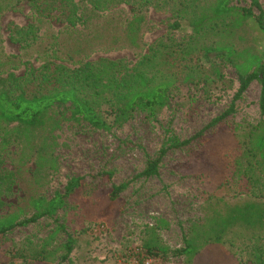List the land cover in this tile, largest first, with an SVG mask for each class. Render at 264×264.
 Returning a JSON list of instances; mask_svg holds the SVG:
<instances>
[{"label":"rangeland","instance_id":"rangeland-1","mask_svg":"<svg viewBox=\"0 0 264 264\" xmlns=\"http://www.w3.org/2000/svg\"><path fill=\"white\" fill-rule=\"evenodd\" d=\"M235 1L241 6H249L248 0ZM63 2L23 0L0 15L3 51L9 55H23L20 66L9 73L12 78L20 80L27 96L52 87L42 84L39 69L46 60L56 64L51 52L46 58L31 50L30 46L25 47L33 37L31 34L26 36L28 27H33L37 39L43 37L46 30L58 31L66 24ZM77 2L73 0V3ZM259 3L264 8V0H259ZM118 8L129 10L131 7L123 4ZM254 12L257 13L255 9ZM147 15L153 30L145 33L141 54H146L148 48L158 43L171 45L168 57H159V69L174 73L176 77L169 107L162 110L157 120L135 112L122 127L102 132L85 123L68 120L69 105L54 106L52 115L57 126L52 134L56 138L53 155L57 158V170L49 171L40 180L38 188L32 182L34 153L21 151L16 125L0 124V176L6 182L0 216L23 209V214L28 217L32 214L28 206L31 196L38 194L51 198L56 191L63 192L72 176L83 177L81 191L70 198L59 212L57 224L42 218L34 224L14 229L0 239V264H30L28 257L11 258L5 254L6 251L28 250L43 240H48L49 249L62 245L66 240L63 231L52 236L60 224L75 239L69 259L63 264H119L122 257H136L142 251L139 247L145 243L169 249L166 254L153 259L154 264H187L185 257L176 256L174 251L183 248L184 239L193 225H201L206 200L219 197L237 202L238 199L261 195L257 186L250 187L243 175H232L233 163L246 166V158L240 157L235 161L241 149L232 135V128L236 125H255L262 119L258 107L260 85L257 81H253L241 98L234 102V112L222 121V125L205 131L207 139L204 143L193 142L168 151L158 164L156 176H139L148 159L158 157L169 135L165 133L167 129L180 139L194 136L230 107L238 88L236 74L230 66L221 64L216 68L219 69V77L210 63L198 58L200 55L195 52L186 59H181L182 55L174 52L188 50L186 41L190 30L185 23H181L179 30L172 31L173 19L167 9L150 8ZM240 32L243 39L236 46L239 49L249 48L264 57V34L250 22ZM102 58L121 62L125 69L137 67L140 61V57L134 56L129 49L97 51L89 60ZM190 60L199 64L201 71L197 77H206V83L190 86L183 81ZM7 77L8 74L2 76ZM98 113L107 122L113 119L105 104L98 108ZM4 131L9 132L7 137L11 139L6 146L2 144ZM109 172L111 177L106 175ZM125 183L128 185L119 198L110 202L108 194L112 185ZM259 199L264 202V196ZM149 223L155 227L149 228ZM226 245L229 250L235 251L237 264L255 262L253 246L230 240ZM228 249L220 244L211 245L208 250L199 253L192 264H235V259L226 254ZM62 252L58 250L57 255ZM54 257L50 264L57 263L56 255Z\"/></svg>","mask_w":264,"mask_h":264},{"label":"trees","instance_id":"trees-1","mask_svg":"<svg viewBox=\"0 0 264 264\" xmlns=\"http://www.w3.org/2000/svg\"><path fill=\"white\" fill-rule=\"evenodd\" d=\"M21 1L23 0H0V15ZM77 1L73 3V0H64L62 3L66 24L58 31L46 30L44 36L37 39L33 27H28L26 36L31 34L33 37L25 47L30 46L31 50L34 49L40 56L45 57L51 52L56 58V64L46 60L39 69L42 84L52 86L45 92L27 96L20 80L12 78L9 72L20 66L23 55H9L3 51L0 30V124L16 125L19 129L18 145L21 146V151L26 152L25 154L34 153V186L40 187V180L49 171L57 170V158L53 155L56 138L52 134L57 126L52 115L54 106L69 105L68 120L85 123L102 132H110L113 127H122L135 112L144 113L147 118L155 121L162 110L169 107L171 89L176 77L174 73L160 70L158 59L160 56L166 59L172 46L158 43L148 48L146 54H141L144 47L143 37L145 33L153 30V24L147 15L149 9H167L173 19L172 31L179 30L181 23H185L190 30L186 41L188 50L174 52L182 55L181 59H186L185 57L195 52L200 55L198 58L210 63L219 77L221 75L216 68L221 64L230 66L236 74L238 88L230 107L194 136L180 139L167 129L165 133L169 135L158 157L148 159L139 176H156L158 164L168 151L186 147L193 142L204 143L207 139L205 131L222 125V121L234 112V102L241 98L253 81H257L260 85L258 107L262 119L255 125H236L232 128V135L241 149L240 156L235 161L240 157L246 158V166L233 163L232 175H243L250 187L257 186L261 195L238 199L237 202L219 197L206 200L201 225H193L189 229L183 248L175 250L174 254L184 256L187 264H192L195 257L203 250H208L211 245L220 244L228 249L226 243L230 240L233 243L243 242L253 246L255 262L252 263L264 264V202L259 199L264 196V57L249 48L239 49L236 46L243 39L239 35L240 31L249 22L264 34V8L259 0H248V7L241 6L235 0ZM123 4L131 8H118ZM181 45L183 46L182 43ZM120 49H129L134 56L140 57L138 66L125 69L118 61L105 58L89 60L97 51ZM173 55L174 53L170 56ZM200 71L199 64L190 60L183 81L190 86L206 83V77H197ZM5 74L8 77L2 78ZM102 104L110 111L113 117L111 122H107L98 113ZM8 134V131L3 133V146L11 141ZM106 175L111 177L112 173ZM3 180L0 176V203L5 194L3 189L6 182ZM127 185H112L108 200L115 202ZM82 187L83 177L72 176L66 182L62 193L56 191L51 198L34 194L28 201L32 212L30 216L26 217L23 209L0 216V239L14 229L34 224L42 218L57 224L59 212ZM99 225L105 227L102 223ZM148 226L155 227L152 223ZM61 231L65 233L66 240L55 249L47 248L48 240H43L38 246L28 250H10L5 254L11 258L28 257L30 264H50L56 255V264H63L69 259L75 239L64 231L63 224L57 225L52 236ZM139 248L143 251L136 254L140 260H156L160 255L169 252L168 248L151 243H145ZM60 249L63 252L57 255ZM226 254L235 259L237 264L234 250L228 249Z\"/></svg>","mask_w":264,"mask_h":264},{"label":"built area","instance_id":"built-area-1","mask_svg":"<svg viewBox=\"0 0 264 264\" xmlns=\"http://www.w3.org/2000/svg\"><path fill=\"white\" fill-rule=\"evenodd\" d=\"M119 264H154L153 259L146 258V259H138L137 257H122L119 261Z\"/></svg>","mask_w":264,"mask_h":264}]
</instances>
